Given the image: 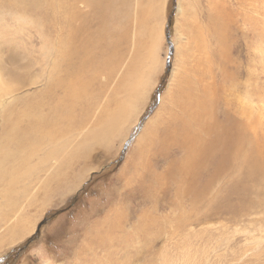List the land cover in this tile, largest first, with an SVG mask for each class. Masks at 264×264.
Segmentation results:
<instances>
[{
	"label": "rangeland",
	"instance_id": "obj_1",
	"mask_svg": "<svg viewBox=\"0 0 264 264\" xmlns=\"http://www.w3.org/2000/svg\"><path fill=\"white\" fill-rule=\"evenodd\" d=\"M142 1L145 3L142 8L147 13L141 26L144 32L138 38L136 16ZM194 1L205 6L206 0H129V20L125 30L128 42L123 48V60L110 79L103 74L96 79L95 87L102 85L104 88L101 93L95 88L99 94L93 93L94 103L82 129L63 132L57 144L68 142L59 150L68 151L90 133L101 132L100 127L95 126L97 120L116 114L118 107L128 100L114 122V133L110 141L100 138L101 145L98 146L88 139L93 145L92 151L87 160L72 171L69 177V181L73 180L72 190L66 197H63L67 191L64 190L30 199L40 191L41 182L48 175V166L40 167V172L23 183L26 194L21 186L15 189L18 194L16 207L4 206L0 186V264H264V198L257 201L262 206L257 205L254 192L249 197L252 207L243 208L242 194L237 189L231 191L236 178L244 180L241 172L236 173L228 185L223 184L225 191L219 195L228 209L223 206L220 214L208 221L190 222L174 235L166 227L165 233L148 243L149 236L134 230L138 226L142 229L140 225L145 226L146 219L148 221L152 214L164 216L168 221L172 218V208L167 207L171 197L168 193L175 186H168L164 191L166 194L157 191L158 188L151 192L148 179H151L150 172L162 173L174 163L177 156L172 154L173 148L165 150L158 145L145 148L137 157L142 158V163H137L141 169L136 175L129 157L140 138L144 139L148 124L162 116L164 108L168 107L169 93L173 92L176 81L185 72L199 74L206 71L205 56L190 34V14L199 11L195 10ZM217 1L227 10L238 7V0ZM63 6L62 1L55 0L54 8L49 6L43 13L49 16V12H58ZM5 7L0 8V135L4 120L23 110L24 102L44 84L53 65L57 36L61 32L59 28L42 25V19L35 12L22 13L13 7ZM77 10L80 16L90 14L82 5H78ZM34 21L39 24L36 22L35 26ZM78 21L76 19L72 26L78 25ZM92 29L93 26L89 31ZM137 48L139 53L136 55ZM256 57L249 59L250 62L246 57L237 59L241 82L247 81L248 73L252 74L254 82L240 87L238 104L241 109L253 108L255 144L258 158L264 162V153H261L264 150V53ZM131 61L134 68L124 77ZM219 73L218 66L212 65L207 77H191V92L200 91L207 85L218 87ZM253 86L258 87L257 92L248 100L242 89ZM213 93L215 97H224L215 108L234 102V97L231 94L226 97V92H221L220 88ZM110 98L111 102H107ZM88 102L87 97L82 98L78 111L87 109ZM48 149L41 147L32 164L40 166L39 159ZM4 166H10V162H5ZM36 217L31 231L21 241L9 244L10 239L15 234V239L20 236ZM22 219L24 227L13 229ZM110 219L116 225L114 229L110 227ZM108 236L114 237L109 247L99 248ZM120 240L128 242L127 245L123 246Z\"/></svg>",
	"mask_w": 264,
	"mask_h": 264
},
{
	"label": "bare ground",
	"instance_id": "obj_2",
	"mask_svg": "<svg viewBox=\"0 0 264 264\" xmlns=\"http://www.w3.org/2000/svg\"><path fill=\"white\" fill-rule=\"evenodd\" d=\"M60 1L64 5L62 9L49 12L50 15L47 16L43 11H47L49 6L53 7L55 0H0V8L10 6L22 13L35 12L42 19V25L61 30L57 36L53 62L51 61L53 65H49L51 69L47 72L44 84L24 102L23 110L11 114L3 123L0 135V186L4 206L10 209L16 207L18 194L15 189L21 186L23 194H26L23 183L40 172V167L48 166V175L41 182L40 191L30 199L64 190H67L63 196L66 197L72 190L73 180L69 181L72 171L85 162L92 151L93 145L89 144L88 139L95 142L96 146L101 145L100 138L110 141L116 127L114 122L124 111L125 102L128 101L120 105V109L118 107L116 114H108L109 117L97 120L95 126H99L101 132L90 133L88 138L71 146L68 151H59L61 146L65 147L68 143L65 141L61 145L57 144L61 134L67 130L76 132L78 128L82 129L84 119L94 103L93 93L98 95L102 92L104 86L95 87L98 76L103 74L110 79L121 64L124 58L123 48L128 42L125 30L129 20V0ZM144 4L137 7L138 38L144 32L141 27L145 21L144 14L147 13L142 8ZM78 5L88 8L90 14L80 16ZM193 6L199 11L194 15L190 14V34L205 56L206 71L200 73L196 67L199 74L185 72L176 81L173 92L169 93L168 107L164 108L162 116L148 124L149 129L145 128L144 139L140 138L137 148L129 157L135 174L141 169V165L137 163H142V158L137 157L149 146L158 145L166 148L165 150L173 148L172 154L177 156L164 172L149 173L151 179H148V186L151 185V192L155 188L159 192L166 191L168 186L175 188L168 193L171 197L167 207L172 208L170 221L164 216L156 217L152 214L148 221L145 218V226L140 225L142 229L139 226L138 229L134 228L138 234L149 236L147 243L153 237L165 233L166 227L174 235L190 222H205L216 214L219 215L224 206V200L219 197L225 191L223 184L234 179L233 176L238 172L244 175V180L236 178L231 191L237 189L242 194L243 208L247 210L252 207L249 197L254 192L257 196L254 203L257 205L262 206L257 201L264 198V190H261L264 188V162L258 158V146L254 139L256 117L253 115V108L247 106L241 109L238 104L240 87L253 82L252 74L248 73L245 79L247 81L242 83V73L237 68V59H256L257 54L259 58L264 53V0H238V7L231 10H227L217 0H206L205 6L194 1ZM76 19L79 20L78 25L72 26ZM36 22L39 24V21ZM234 23L238 26H233ZM91 26L93 29L89 31ZM35 31L37 32L36 28ZM136 51L137 55L139 49ZM256 51L259 52L256 54ZM132 61L124 77L133 70ZM212 65H217L220 69L219 86L214 88L215 86L207 85L200 91L191 92V77H207ZM95 88H98L99 93L95 92ZM217 88L226 92V97L231 94L234 102L215 108V104L224 99L212 94ZM257 89L258 87L255 89L253 86L251 89H242V93L251 100ZM84 97L89 101L87 109L78 111ZM107 102H111V98ZM43 146L49 149L39 159L40 166L32 164ZM5 162H10V166H4ZM7 167L12 169H6ZM183 201L187 203L182 204ZM153 211H156L155 208ZM38 217L16 239L15 234L9 244L21 241L31 231ZM24 225L22 219L12 228L22 229ZM110 227H116L111 219ZM113 240L114 237L108 236L99 248L109 247ZM120 242L123 246L128 243L124 240Z\"/></svg>",
	"mask_w": 264,
	"mask_h": 264
}]
</instances>
